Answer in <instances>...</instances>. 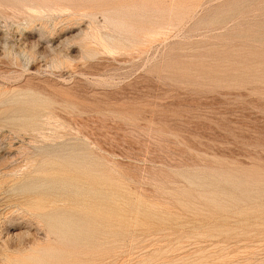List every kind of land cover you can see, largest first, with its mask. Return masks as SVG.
Returning <instances> with one entry per match:
<instances>
[{
  "label": "rangeland",
  "instance_id": "obj_1",
  "mask_svg": "<svg viewBox=\"0 0 264 264\" xmlns=\"http://www.w3.org/2000/svg\"><path fill=\"white\" fill-rule=\"evenodd\" d=\"M0 264H264V0H0Z\"/></svg>",
  "mask_w": 264,
  "mask_h": 264
}]
</instances>
